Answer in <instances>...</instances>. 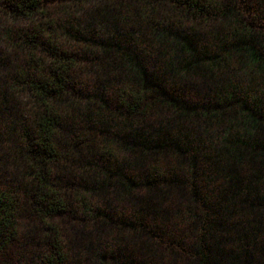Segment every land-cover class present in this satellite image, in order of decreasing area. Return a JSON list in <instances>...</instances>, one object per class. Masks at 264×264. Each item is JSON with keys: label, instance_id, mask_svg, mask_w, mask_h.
Wrapping results in <instances>:
<instances>
[{"label": "trees", "instance_id": "obj_1", "mask_svg": "<svg viewBox=\"0 0 264 264\" xmlns=\"http://www.w3.org/2000/svg\"><path fill=\"white\" fill-rule=\"evenodd\" d=\"M0 264H264V0H0Z\"/></svg>", "mask_w": 264, "mask_h": 264}]
</instances>
